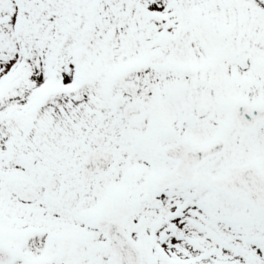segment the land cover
<instances>
[{"label":"snow or ice","instance_id":"6c2138e0","mask_svg":"<svg viewBox=\"0 0 264 264\" xmlns=\"http://www.w3.org/2000/svg\"><path fill=\"white\" fill-rule=\"evenodd\" d=\"M0 264H264V0H0Z\"/></svg>","mask_w":264,"mask_h":264}]
</instances>
